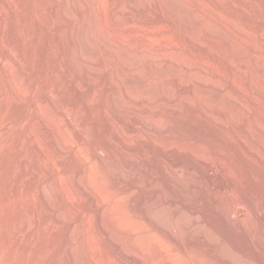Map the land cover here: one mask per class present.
<instances>
[{
	"label": "rangeland",
	"instance_id": "rangeland-1",
	"mask_svg": "<svg viewBox=\"0 0 264 264\" xmlns=\"http://www.w3.org/2000/svg\"><path fill=\"white\" fill-rule=\"evenodd\" d=\"M186 2V16L195 21L200 39L174 19L163 0H0V264H61L70 247L74 264H90L89 257L93 264H149V256L156 264H196V253L214 258L213 264H264V228L251 206L243 200L228 215L233 198L242 191L264 210L260 204H264V161L253 158L254 163L248 157L252 151L264 159V135L252 122H261L264 131V96L254 90L249 77L242 80L240 72L233 70L231 40L225 35L218 40L210 37L201 17L208 14L228 35L241 33L243 56L251 67L253 60L264 55V4L259 0ZM134 4L145 13L133 11ZM86 23L91 24L90 33L97 32L100 38V50L93 58L80 49V32ZM151 43L160 47L155 49ZM124 58L135 63L125 59L124 65ZM158 67L173 70L165 76L150 75ZM89 69L92 75L98 71L95 80L93 76L90 81L84 79ZM12 75L22 83L21 95L14 91ZM139 75L148 78L150 89L172 95L175 105L141 94ZM259 76L264 79L263 74ZM202 87H207L205 96L220 91L215 109L205 108ZM228 100L232 103L226 105ZM220 108L225 115L217 114ZM139 115H162L167 125L157 129ZM243 121L251 123L248 129ZM218 124L225 125L227 132ZM56 129L73 145L66 155L59 153ZM193 143L209 148L201 153L205 159L188 152ZM218 156L226 157V168ZM209 162H213L211 168L206 165ZM87 165L100 175L108 196L123 203L129 222L124 224L126 230H118L106 214L97 224L99 208L71 183V176ZM210 179L218 185L209 184ZM58 182L62 191H54ZM183 184L185 191H181ZM46 190L55 205L49 214L42 211ZM64 190L75 199L69 206ZM150 194L157 207L175 220L186 224L198 220L193 235L203 237L202 245L191 243L180 221L162 218L156 226L149 221L148 206L143 204ZM57 216L62 217L58 227ZM85 222L82 233L79 227ZM130 229L136 234L131 235ZM84 238L91 246L88 255L82 247ZM110 239L131 258L121 256Z\"/></svg>",
	"mask_w": 264,
	"mask_h": 264
},
{
	"label": "bare ground",
	"instance_id": "bare-ground-1",
	"mask_svg": "<svg viewBox=\"0 0 264 264\" xmlns=\"http://www.w3.org/2000/svg\"><path fill=\"white\" fill-rule=\"evenodd\" d=\"M57 1V0H56ZM260 2H262L263 4H264V0H259ZM163 2H164V7L166 8V10L174 17V19L181 25V26H183V28H185V30L193 37V38H196V39H200V37H201V32H199V30L198 29H196V25H195V21L192 19V18H190V17H187L189 14H188V12H187V6H189V5H187V2H186V0H163ZM65 3H66V1H65ZM85 3V2H84ZM104 3V2H103ZM87 4H88V2H87ZM90 4V3H89ZM86 6V5H85ZM98 6V5H97ZM70 7V6H69ZM101 8V7H100ZM132 10L133 11H138L139 13H145V9H143L139 4H138V6L136 5V4H134V5H132ZM7 9V8H6ZM71 9V8H70ZM181 10H183V12H181ZM103 11V10H102ZM116 11V10H115ZM7 12V11H6ZM56 12V11H55ZM56 14L58 15L59 14V10H57V12H56ZM77 14V13H76ZM92 14V13H91ZM59 15H61V14H59ZM98 15V14H97ZM187 15V16H186ZM90 16V15H89ZM54 17V16H53ZM204 20H205V24L203 25L204 26V29L206 30V32H207V34L210 36V37H212V38H214V39H219V37L220 38H222V36H227V37H223V38H227L228 40H231V45H232V47H233V50H232V53L234 54V56L233 57H231V55H229L231 58H234V59H232V60H230V64H231V66H232V68H233V70H237V72L239 71L240 72V75H239V77L243 80L244 78L243 77H249L251 80V82L250 83H252V86H253V88H254V90H257V91H260L261 92V94H263V96H264V79H261L260 78V76H259V74L261 73V74H263L264 75V55L263 56H261V57H259L258 59H256V60H253L254 62H252V65H251V67L249 66V64H248V62L244 59V56H243V52H242V49H243V47H244V39H243V37H242V35H241V33H239V32H237V35H231V34H226L224 31L222 32L221 30H220V28H219V26H218V24H217V22L212 18V17H210L208 14H203L202 16H201ZM7 18V17H6ZM85 18V17H84ZM58 19V18H57ZM66 19V18H65ZM93 20V19H92ZM91 20V21H92ZM66 21V20H65ZM88 21V20H87ZM86 21V22H87ZM94 22H95V20H94ZM98 22V21H97ZM79 25V24H78ZM86 26H84L83 28H81L82 30H81V32H80V35H81V41H82V48H80V49H82L81 51L83 52V54H85L88 58L90 57V58H93V57H95L96 56V54H97V51H98V49H99V47H101V46H99L98 47V41H99V36H98V33L96 32L95 34H92V33H90L91 31H90V29L89 28H92V27H89V25H91V24H85ZM80 27V26H79ZM94 28V27H93ZM77 29V28H76ZM75 29V30H76ZM79 29V28H78ZM102 29V28H101ZM106 30V29H105ZM101 32V31H100ZM108 33V32H107ZM18 34V33H17ZM74 34V33H73ZM109 34V33H108ZM107 34V35H108ZM119 34V33H118ZM20 35V34H19ZM21 35H23V34H21ZM102 35V34H101ZM3 37V36H2ZM76 37V36H75ZM78 37V36H77ZM115 37V36H114ZM63 38V37H62ZM72 38V37H71ZM129 38V37H128ZM131 38V37H130ZM134 38V37H133ZM132 38V39H133ZM64 39V38H63ZM137 39V38H136ZM61 40V39H60ZM119 40V39H118ZM130 40V39H129ZM151 40V39H150ZM15 41V40H14ZM24 41V40H23ZM69 41H70V39H69ZM62 42V41H61ZM64 42V41H63ZM67 42V41H66ZM71 42H72V40H71ZM155 42H157V41H155ZM11 43V42H10ZM65 43V42H64ZM63 44V43H62ZM151 44H153V47H155V49L156 48H159L160 46L159 45H157V44H154V43H151ZM59 45V44H58ZM100 45V44H99ZM213 46V45H212ZM9 47V46H8ZM103 47V46H102ZM60 48V47H59ZM210 48V47H209ZM102 49V48H101ZM227 49V48H226ZM229 49V48H228ZM100 50V49H99ZM212 50H214V49H212ZM216 50V49H215ZM59 53V52H58ZM78 54V53H77ZM120 57H121V55L120 54H118ZM228 56V57H229ZM10 57L11 56H9L8 58H7V60H6V62H5V66L6 67H9V63H10ZM13 57V56H12ZM63 58V57H62ZM126 58H124V59H122L123 61L125 60ZM24 60V59H23ZM66 60V59H65ZM122 60H121V64L123 65V62H122ZM128 62L127 63H132V64H134L135 62H134V60L133 59H131V58H128V59H126ZM252 60V59H251ZM25 61V60H24ZM61 61V60H60ZM83 61V60H82ZM80 62V61H79ZM96 62V61H95ZM14 63V62H13ZM126 63V61H124V65L125 64H127ZM149 63V62H148ZM23 64V63H22ZM80 64V63H79ZM60 65V64H59ZM152 65V64H151ZM62 66V65H61ZM60 66V67H61ZM78 66V65H77ZM90 67V66H89ZM94 67V66H93ZM153 67V66H152ZM64 68V67H63ZM81 68V67H80ZM86 68H88V67H86ZM122 68V67H121ZM120 68V69H121ZM61 69H62V67H61ZM60 69V70H61ZM124 69V68H123ZM122 69V70H123ZM217 69V68H216ZM67 70V69H66ZM65 70V71H66ZM94 70V69H93ZM125 70V69H124ZM172 70L173 69H171L170 67H168V68H156L155 69V71L151 74L150 73V75H152V76H154V75H161V76H165V75H167V74H171L170 72H172ZM62 71V70H61ZM65 71H62V72H64L65 73ZM88 71V70H87ZM199 71V70H198ZM92 72L93 71H91L90 72V69H89V71L86 73V78H84V79H86L87 80V78H88V80L87 81H90L89 79H91L92 77L91 76H93V79H94V77H97V75H98V73H96V72H98V71H95V74H97L96 76H95V74H93L92 75ZM119 72V71H118ZM122 72V71H121ZM120 72V73H121ZM192 72V71H191ZM80 73V72H79ZM78 72L77 73H75V75H77V74H79ZM83 73V72H82ZM81 73V74H82ZM200 73V72H199ZM20 74V73H19ZM81 74H79V75H81ZM101 74V73H100ZM191 74V73H190ZM198 74V73H197ZM196 74V75H197ZM215 74V73H214ZM79 75L78 76H76V77H79ZM121 75V74H120ZM176 75V74H175ZM195 75V74H194ZM204 75V74H203ZM19 76V75H18ZM26 76V75H25ZM173 76V75H172ZM188 76V75H187ZM210 76V75H209ZM236 76V75H235ZM14 77H16V76H13L12 75V78H11V82H12V85H13V87L15 88L14 89V91L15 90H21L22 88H20V86H21V82H19L18 80H19V78H18V80L17 79H15ZM84 77H85V75H84ZM142 77H143V75H142ZM142 77H140V75H139V84H140V88L138 87V91H140V93L142 92L143 93V95H145L146 97L147 96H149L150 97V95H152L153 97H156V98H158L159 100H162V101H165V102H167V105H170V106H172V104H174L175 105V102H176V99H172V98H169V97H171V96H168V94H167V92H158V90L156 91L155 89H150L149 87H148V85H147V79L148 78H142ZM182 78V77H181ZM200 78V77H199ZM203 78V77H202ZM201 78V79H202ZM263 78V77H262ZM74 79V77H72V78H70V81L72 82V80ZM187 79V78H186ZM216 79V78H215ZM235 79V78H234ZM241 79H239V81L241 80ZM95 80V79H94ZM130 80V82H132V80L131 79H129ZM214 80V79H213ZM84 81V80H83ZM92 82H93V80H91ZM181 81V80H180ZM203 81V80H202ZM204 81H206V80H204ZM217 81H219V80H217ZM96 82V81H95ZM208 82V81H207ZM176 83V82H175ZM190 83V82H189ZM218 83V82H217ZM170 84V83H169ZM204 84V83H203ZM209 84V83H208ZM166 85V84H165ZM188 85V84H187ZM218 85V84H217ZM240 85V84H239ZM244 85V84H243ZM170 86V85H169ZM200 86V85H199ZM204 86V85H203ZM219 86V85H218ZM22 87V86H21ZM162 87V86H161ZM183 87V85H181V88ZM245 87V86H244ZM251 87V86H250ZM23 88H26V87H23ZM212 88V87H211ZM169 89V88H168ZM206 89H207V87H206ZM205 89V87H202V88H200V93L202 94L201 96H205L206 94H208L207 93V90ZM176 90V89H175ZM229 90V89H228ZM23 91V90H22ZM22 91H20V92H18V94L19 95H21V92ZM169 91V90H168ZM181 91V90H180ZM209 91V90H208ZM213 91H215V89L213 90ZM218 91V90H217ZM244 91V90H243ZM13 92V91H12ZM174 92V91H173ZM226 92V91H225ZM259 92V93H260ZM23 93V92H22ZM141 93V94H142ZM181 93V92H180ZM199 93V94H200ZM222 93V92H221ZM198 94V93H197ZM198 94V95H199ZM254 94V93H253ZM190 95V94H189ZM220 95V91H218V92H216V93H214V94H210L209 96L207 95V96H205L206 97V102H204L205 103V108H207V110H209V109H212L213 108V106L215 107V105H214V103H215V101H216V99L218 98V97H220L219 96ZM224 94H222V96H223ZM227 95V94H226ZM225 95V96H226ZM255 95V94H254ZM184 96V95H183ZM203 96V97H204ZM14 97V96H13ZM142 97V96H141ZM178 97V96H177ZM199 97H200V95H199ZM204 97V98H205ZM232 97V96H231ZM155 98V99H156ZM176 98V97H175ZM195 98V97H194ZM201 98V97H200ZM204 98H202V100H204ZM237 98V97H236ZM244 98V97H243ZM256 98V97H255ZM143 99V98H142ZM148 99V98H147ZM234 99V98H233ZM225 100V99H224ZM54 101V100H53ZM254 101H257V98H256V100H254ZM50 102V101H49ZM241 102V101H240ZM230 103H232V101L231 100H228L227 101V103H226V105L227 104H230ZM4 104V103H3ZM50 104V103H49ZM53 104V103H52ZM142 104V103H141ZM160 104V103H159ZM243 104V103H242ZM42 105H44V104H42ZM59 105V104H58ZM163 105V104H162ZM233 105V104H232ZM57 106V105H56ZM217 106V105H216ZM236 106V105H235ZM140 107V106H139ZM142 107V106H141ZM224 107V106H223ZM3 108V107H2ZM49 108V107H48ZM56 108H58V107H56ZM172 108V107H171ZM239 109H240V106L238 107ZM237 108V109H238ZM46 109V108H45ZM50 109V108H49ZM59 109V108H58ZM61 109V108H60ZM142 109V108H141ZM166 109V108H165ZM203 109V108H202ZM213 109H215V108H213ZM223 109H225V108H223ZM234 109V108H233ZM239 109H238V111H237V113L239 114V116H242L241 114L243 113H241V112H239ZM249 109V108H248ZM144 110V109H143ZM146 110V109H145ZM170 110V109H169ZM250 110V109H249ZM61 111V110H60ZM213 112H214V110H212ZM215 111H217V110H215ZM251 111V110H250ZM41 112V111H40ZM56 112V111H55ZM58 112V111H57ZM148 112V111H147ZM158 112V111H157ZM191 112V111H190ZM229 112V111H228ZM219 113V116L221 115V116H223V115H225L224 113H225V111L224 110H221V108L217 111V114ZM245 113V112H244ZM42 114V113H41ZM64 114H65V112H64ZM143 114V113H142ZM146 114V113H145ZM173 114V113H172ZM180 114V113H179ZM195 114V113H194ZM246 114V113H245ZM171 115V114H170ZM176 115H178V113L176 114ZM182 115V114H181ZM234 115V114H233ZM41 116V115H40ZM44 116V117H43ZM63 117H64V115H62ZM140 116V115H139ZM141 116H143V115H141ZM140 116V117H141ZM153 116V115H152ZM152 116H148V115H146V116H143V117H145L144 119H145V122L146 123H150L151 122V124L153 123V125H155L156 126V128L157 129H163L164 128V126H166L167 125V119L166 118H163L162 117V115H161V117H160V115H159V117L160 118H158V116H156V115H154L155 117H152ZM169 116V115H168ZM256 116V115H255ZM43 117V120H45V118L47 117V116H45V114L43 115L42 114V116H41V118ZM139 117V118H140ZM214 117V116H213ZM168 118V117H167ZM231 118V117H230ZM239 118V117H238ZM255 118V117H254ZM169 119V118H168ZM48 120V119H47ZM213 120V119H212ZM217 120V119H216ZM229 120V119H228ZM238 120V119H237ZM242 120V119H241ZM49 122V121H48ZM219 122V121H218ZM244 122H247V124H245V129L247 128L248 129V127H249V125L251 124V123H249L248 121H243V123ZM253 122V124H254V126H255V130H257L259 133H261L262 135H260V136H263L264 134V131H263V129L261 128V125L263 126V124H261V125H259L261 122H259V124H258V121H255V120H253L252 121ZM211 123V122H210ZM220 123H223V121L222 122H220ZM74 124V123H73ZM72 124V125H73ZM241 124V123H240ZM239 124V125H240ZM71 125V124H70ZM71 125V126H72ZM233 125V124H232ZM244 125V124H243ZM243 125H242V127H243ZM218 126H219V128H221V129H224L225 128V125L223 126L222 124H218ZM76 128V127H75ZM228 128V127H227ZM251 128V127H250ZM250 128H249V130H250ZM77 129V128H76ZM244 129V130H245ZM252 129H253V127H252ZM253 129V130H254ZM224 130H226V129H224ZM254 130V131H255ZM79 131V130H78ZM247 131V130H246ZM224 132V131H223ZM226 132H227V130H226ZM212 133V132H211ZM230 133V132H229ZM253 133V132H252ZM254 133H256V131L254 132ZM55 134L58 136V140H59V143H60V146H59V153L61 154V155H66V154H68L69 153V151H71V149H72V144L69 142V141H67V139H64V136H62L61 135V133H60V131H59V129H56L55 130ZM233 134V133H232ZM238 134V133H237ZM245 135V134H244ZM232 136V135H231ZM240 136V135H239ZM252 136V135H251ZM84 137V136H83ZM82 137V138H83ZM243 137V136H242ZM257 137V139H259L258 138V136H256ZM88 138V137H87ZM239 138V137H238ZM241 138V137H240ZM234 139V138H233ZM256 139V138H255ZM264 139V138H263ZM238 140V139H237ZM236 140V141H237ZM245 140V139H244ZM248 140V139H247ZM252 140V139H251ZM87 141V140H86ZM89 141V140H88ZM190 141V140H189ZM234 141H235V139H234ZM84 142L85 141H83V144H84ZM252 142V141H251ZM259 142H261V141H259ZM233 143V142H232ZM243 143V142H242ZM264 143V142H263ZM194 144V145H193ZM193 144H191L190 146H188V152H190V154H196V155H201V153H203V152H205L206 150H208L209 148H207L206 146H204L202 143L200 144H195V143H193ZM255 144V143H254ZM85 145H86V143H85ZM185 145V144H184ZM247 145V144H246ZM251 145V144H250ZM239 146H240V144H239ZM244 146V145H243ZM258 146V145H257ZM184 147V146H183ZM242 147V146H241ZM211 148V147H210ZM255 148V147H254ZM244 149V148H243ZM251 149V148H250ZM217 150H219V149H217ZM195 152H199V154H197V153H195ZM260 153H255V152H252V151H249V154H248V157H250V156H252L251 158H252V161H253V158L254 159H257V160H260V161H264V159L262 158V155L260 156L259 155ZM250 155V156H249ZM60 156V155H59ZM79 156V155H78ZM85 156V155H84ZM204 155H201V157H203ZM69 157V156H68ZM86 157V156H85ZM100 157V156H99ZM197 157H199V156H197ZM204 158V157H203ZM203 158H200L201 160L203 159ZM210 158V157H209ZM250 158V159H251ZM80 159V162L82 161V162H84L85 160H83L82 158H79ZM198 159V158H197ZM205 159V158H204ZM207 159V158H206ZM212 159V158H211ZM210 159V160H211ZM214 159V158H213ZM218 160H220L221 162H220V164H222V167L223 168H226L228 165V163L226 162V157H224V156H218V158H217ZM99 160V159H98ZM209 160V161H210ZM203 162H204V160H202ZM213 161H215V160H213ZM44 162V161H43ZM254 162V161H253ZM46 163V162H45ZM217 163V162H216ZM255 163V162H254ZM217 164H219V163H217ZM261 164V163H260ZM46 165V164H45ZM206 165H208V167H212L213 166V162L212 163H208V164H206ZM172 166V165H171ZM261 166V165H260ZM176 167V166H175ZM94 168V167H93ZM91 166H89V165H87V166H85L83 169H80V170H77L74 174H73V176H71V179H70V181H72L71 183L75 186V188H77V190H79V191H81L80 193H83L84 194V196L85 197H87L88 199H91V201H92V204H94L97 208H99V213L97 214V216H96V221H97V224L98 223H100V220H101V218H102V214H106L107 215V218L109 219V221H111L117 228H118V230H126L125 229V225L127 224V223H129V222H127V217H126V215H125V213L127 212V210L125 211L124 210V206L122 205L123 203L121 202V201H119V200H117V199H115V198H113L111 195L110 196H108V193H107V191H108V187H104V186H102V183H101V179H100V175L98 176L97 175V171H96V173L95 172H93V169ZM216 168V167H215ZM218 168V167H217ZM178 169V168H177ZM189 169V172H190V168H188ZM221 170V169H220ZM188 172V171H187ZM222 172H224V171H222ZM230 172V171H229ZM99 173V172H98ZM214 173V172H213ZM100 174V173H99ZM193 174V173H192ZM208 174H209V172H208ZM138 176V175H137ZM188 176V175H187ZM232 176H233V174H232ZM235 176V175H234ZM170 177V176H169ZM227 177V176H226ZM229 177H230V175H229ZM133 178V177H132ZM234 178V177H233ZM172 179V178H171ZM234 179H236V178H234ZM103 180V179H102ZM138 180H140V179H138ZM185 180V179H184ZM62 181V180H61ZM54 182V181H53ZM103 182V181H102ZM173 182V181H172ZM179 182H181V180L179 181ZM178 182V183H179ZM183 182V181H182ZM196 182V181H195ZM210 182L211 183H209V184H212L214 187L215 186H217L218 184L217 183H219V182H217L216 180H214V179H210ZM224 182V181H223ZM142 184V183H141ZM172 184V183H171ZM187 184V183H186ZM51 185H52V183H51ZM50 185V186H51ZM177 185V184H176ZM211 185V186H212ZM54 188H57V189H55L54 191H59V190H61L62 191V189H59L58 190V186H59V182L58 183H55L54 184ZM57 186V187H56ZM106 186V185H105ZM194 186H196V185H194ZM235 186V185H234ZM240 186V185H239ZM67 187V186H66ZM72 187V186H71ZM143 187H144V185H143ZM192 186H190L189 187V190L191 191V188ZM213 187V188H214ZM60 188H62V187H60ZM229 188V187H228ZM233 188V187H232ZM236 188V187H235ZM238 188V187H237ZM236 188V189H237ZM240 188V187H239ZM64 189V188H63ZM181 189H184V190H181V191H185V189H187L186 188V186L183 184V188H182V186H181ZM235 189V190H236ZM47 190H48V188H47ZM45 191L44 193H43V205H44V207H42L43 208V214H47L48 212H50L51 210H53V209H55L54 207H55V205H54V202H53V200L50 198L51 196H49V192L48 191ZM49 190H51L50 188H49ZM66 190V189H65ZM64 190V191H65ZM238 190H242V189H238ZM61 191L60 192H57V194H56V196L58 197V196H61L62 194H61ZM124 191V190H123ZM230 191V190H229ZM70 192V191H69ZM236 193L238 192L237 190L235 191ZM63 193V192H62ZM151 193V192H150ZM182 193V192H181ZM190 193V192H189ZM192 193V192H191ZM240 193V194H239ZM238 193V195L236 196L235 194V197H234V195H233V201L231 202V205L229 206V208H228V215H230V214H232L235 210H236V208H237V206L243 201V200H245L246 201V204H247V206H251V208L253 209V214H254V218L256 219V221H258L259 222V224L264 228V210H263V207H259V205L257 204V203H255L254 201H255V198L254 197H256L254 194H252V196H253V198H254V200L252 201V200H250L251 199V197H247V195H246V197H245V195H244V193H243V191L242 192H239ZM59 194H61V195H59ZM65 197L63 196V198H64V202L66 203V205L67 206H69V205H71V204H73V199L70 197V194L68 193V192H66L65 191ZM69 194V195H68ZM224 194V193H223ZM233 194V193H232ZM247 194V193H246ZM78 195V194H77ZM191 195V194H190ZM82 196V195H81ZM158 196V195H157ZM215 196V195H214ZM221 196V195H220ZM79 197V196H78ZM59 198V197H58ZM168 198V197H167ZM186 198V197H185ZM194 198V197H193ZM250 198V199H249ZM42 199V198H41ZM132 198H130L129 200H131ZM199 199V198H198ZM232 199V198H231ZM75 200V199H74ZM121 200V199H120ZM141 200H143L142 198H141ZM203 200V199H202ZM262 201V200H261ZM137 202V201H136ZM158 202H160V201H158ZM126 203H127V201H126ZM178 203H179V201H178ZM203 203V202H202ZM212 203H213V201H212ZM132 204V203H131ZM130 204V205H131ZM243 204V203H242ZM260 204H262V205H264L263 203H260ZM144 206H148L147 207V215H148V219H149V221H151L153 224H155V226H156V224H157V220H160V219H162V218H164V220L165 219H167V220H169V222L171 223H173V222H177L178 220H175L174 218H176V217H170V216H172V215H170V216H168V213L169 212H166V210H164V209H159L158 207H157V200H156V198H155V196H151V194H150V196L149 197H147L145 200H144V204H143ZM160 205V204H159ZM163 205H165V204H163ZM220 205V204H219ZM135 205H131V207H132V209L133 210H136L135 209V207H134ZM226 206V205H225ZM69 208V207H68ZM70 208H72L71 206H70ZM74 208V207H73ZM148 208H149V210H148ZM164 208H165V206H164ZM126 209V208H125ZM145 209V208H144ZM142 210V209H141ZM72 211V210H71ZM51 212H53V211H51ZM251 212V213H252ZM223 213V212H222ZM49 214V213H48ZM170 214V213H169ZM223 215H224V213H223ZM227 215V216H228ZM179 218V217H178ZM216 218V217H215ZM28 219V218H27ZM201 219V218H200ZM55 221H54V223H56L57 224V227L59 226V223H61V221H62V217L61 216H57L55 219H54ZM180 220H182V219H180ZM179 220V221H180ZM233 220V219H232ZM161 221V220H160ZM178 221V222H179ZM198 220H191V223H189V224H186L184 221L183 222H179V223H181L180 225L182 226V228L184 229V231L186 232V234L190 237V241H191V243L192 244H194V245H199L200 243H201V245H202V243L204 242V240H203V237H197L195 234L193 235V231H194V229L195 228H197L198 226V222H197ZM247 221V220H246ZM84 222V221H83ZM125 222H126V224H125ZM159 223V222H158ZM178 223V224H179ZM208 223V222H207ZM23 224V223H22ZM48 224V223H47ZM55 224V225H56ZM125 224V225H124ZM165 224V223H164ZM200 224V223H199ZM222 224V223H221ZM231 224V223H230ZM256 224V223H255ZM88 225V224H87ZM86 222L84 223V224H82V225H80V227H79V231H81L82 233L85 231V229H86ZM158 225V224H157ZM201 225V224H200ZM203 225V224H202ZM239 225V224H238ZM257 225V224H256ZM50 226V225H49ZM79 226V225H78ZM128 226V225H127ZM161 226V225H160ZM163 227V226H162ZM174 227V226H173ZM178 227V226H177ZM20 228V227H19ZM100 228V230L103 232V234L105 235L106 234V232L103 230V228H101V227H99ZM159 228H161V227H159ZM203 228V227H202ZM162 229V228H161ZM205 229V228H204ZM242 229V228H241ZM261 229V228H260ZM78 230V229H77ZM162 230H165V229H162ZM202 230V229H201ZM130 233H131V235H135L136 234V230L135 229H130V230H128ZM180 231V230H179ZM208 231V230H207ZM201 232H203V231H201ZM77 233V232H76ZM181 233V232H180ZM210 235V234H209ZM134 237V236H133ZM136 237V236H135ZM205 237V236H204ZM207 237V236H206ZM83 238V237H82ZM136 240L138 239V237L137 238H135ZM139 240V239H138ZM109 241V243L111 244V246L114 248V249H116V250H118L119 252H120V254H122L121 256H124V257H126L127 259H130L131 257L126 253V252H124L123 250H121L120 249V247H119V245L115 242V241H113L112 239H110V240H108ZM186 241V240H185ZM188 241V240H187ZM150 242V241H149ZM189 242V241H188ZM206 242H207V240H206ZM137 243V242H136ZM90 245V243H89V240L87 239V238H84L83 239V245H82V247H83V250H84V254H86V255H88L89 254V251L91 250V246H89ZM138 246H140V247H142V244L138 241ZM195 246V247H196ZM146 247V246H145ZM144 247V248H145ZM184 247V246H183ZM209 247V246H208ZM89 248H90V250H89ZM198 248V247H197ZM199 248H200V246H199ZM199 248H198V252H200L199 251ZM211 248V247H210ZM209 248V249H210ZM162 249V248H161ZM145 251V249H143V248H141V251ZM188 250H189V248H188ZM203 250V249H202ZM261 250V249H260ZM72 251H73V249L70 247V248H68L67 250H66V252H65V254H64V257H63V259H62V261H61V264H74V262H73V253H72ZM187 251V250H186ZM193 251V250H192ZM201 252H204V251H201ZM224 252V251H223ZM225 253V252H224ZM191 254V253H190ZM200 254V253H199ZM198 253H196V255H195V261H196V264H200L201 262H205L204 264H213L212 263V261H213V259H212V257H210V256H203V255H199ZM205 254V253H204ZM220 254V253H219ZM169 255V254H168ZM207 255V254H206ZM194 256V255H193ZM41 257H42V255H41ZM150 257V260L148 261L149 262V264H156L155 262H154V259L151 257V256H149ZM166 257V256H165ZM217 258H219V257H217ZM241 258V257H240ZM193 259V258H192ZM188 260V259H187ZM187 260H186V262H187ZM38 261H40L39 263H41V261H42V259L39 257V260ZM194 261V262H195ZM226 261V260H225ZM241 261V260H240ZM168 262V261H167ZM180 262V261H179ZM43 263V262H42ZM89 263L90 264H93L94 262H93V259H91L90 257H89ZM97 263V262H96ZM135 263H137V262H135ZM202 263V264H203ZM238 263V262H237ZM140 264V263H139ZM175 264V263H174ZM184 264V263H183Z\"/></svg>",
	"mask_w": 264,
	"mask_h": 264
}]
</instances>
